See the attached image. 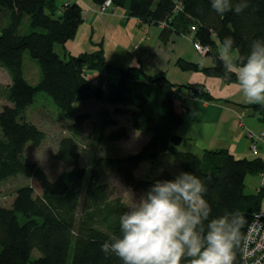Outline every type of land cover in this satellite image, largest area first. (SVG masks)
I'll use <instances>...</instances> for the list:
<instances>
[{"label": "trees", "instance_id": "16d2710c", "mask_svg": "<svg viewBox=\"0 0 264 264\" xmlns=\"http://www.w3.org/2000/svg\"><path fill=\"white\" fill-rule=\"evenodd\" d=\"M108 1L113 10L126 9L128 18L137 19L140 28H161L165 44L174 35H191L195 44L209 48L205 57H212L211 66L179 59L176 66L183 72L235 83V75L223 70L218 47L232 37L234 49L247 55L253 40L264 39V0H248L242 13L223 16L212 10L210 0H93L98 7ZM84 14L78 2L60 9L56 0H0V67L11 77L9 104L0 112V184L24 177L36 180L42 189L36 196L32 186L21 187L11 207L0 206V264H122L115 256L106 259L100 247L110 236L120 234L119 216L128 208L114 198L112 186L102 182L98 166H81L77 138L84 135L91 119L89 114L75 116L76 104L83 101L104 102L114 109L105 111L96 124L98 138L106 143L130 139L131 130L152 135L137 153L108 158L125 186L144 194L156 180L174 178L169 170L159 173L154 168L172 157L181 171L206 182L213 217L236 212L244 218L236 254V264H243L244 239L264 200V191L247 193L245 183L248 176L260 177L261 157L238 159L227 149H207L201 155L180 150L183 139L177 132L188 112L189 94L214 100L204 85H175L165 72L149 76L142 67H131L118 70L115 84L94 87L88 72L112 70L102 43L96 44L99 49L94 52L69 53L64 58L55 50L56 45L76 38ZM26 20L31 31L22 34ZM26 54L39 67L36 85L25 77ZM41 94L52 99L65 121H74L68 126L71 136L60 139L53 155L67 167L55 181L26 152L29 145L39 148L47 138L27 119L28 109ZM244 108L253 110L264 123V107ZM117 117H127L131 129ZM144 163L151 167L139 177ZM35 252L40 257L34 258Z\"/></svg>", "mask_w": 264, "mask_h": 264}, {"label": "rangeland", "instance_id": "374dc122", "mask_svg": "<svg viewBox=\"0 0 264 264\" xmlns=\"http://www.w3.org/2000/svg\"><path fill=\"white\" fill-rule=\"evenodd\" d=\"M67 1L70 0H56V5L61 9L64 5H66ZM85 1V4H94L92 3L93 0ZM119 10L118 13L120 14L123 9ZM102 17L106 18L108 17V14ZM116 26H119V28ZM21 29L22 34H27L31 31L30 24L27 20L23 23ZM89 29L90 32H88ZM89 29L87 30L85 25H82L75 39L70 40L66 45L55 46L56 52L62 58L65 57V52L68 54L71 52L73 53L72 55L77 56L82 52L90 53L96 51L99 49V46L96 44L102 43L106 53V62L111 63L116 56L127 60L130 59L133 54H136L133 52V49L139 48V51L144 52V50L147 48V46L143 44H138V38L135 41L130 40L123 26L121 27L119 25V20L115 24L108 26L106 29L104 28L103 24L97 25V28H94L93 30L91 28ZM147 29V32H145V29L142 30V34L144 36L150 34L151 38L156 36L154 39H158V44H153L151 46L152 48L157 49L160 45L162 48H168L170 52L173 50V48H175L178 58L181 56L186 61L192 63H201L207 67L212 65V57H205L207 55L202 56L199 54L197 44L193 42L191 35H174L173 38H171V41L165 44L159 38L161 28L147 27ZM120 46H123V49H119ZM177 56H175L173 60L169 62L170 64L168 66V79H171L173 83H175V79H180V85H185L184 83H188L187 81L194 83L191 82L192 80L188 79L193 77L200 78L204 76L202 73H186L181 71L175 65V62L178 60ZM24 72L25 77L30 84L36 85L39 82L40 72L38 64L35 60L31 59L28 54L24 56ZM89 73H92L89 76V79L94 87L106 88L109 84L111 85L117 82V71L110 72L109 78L105 79L108 82H103V78L100 76V73L96 71H90L88 74ZM211 82L213 84V95L215 97L222 98L232 96V98H229V100L234 104L229 105V107L226 105L227 107L225 108L226 113L224 115V121L227 122L228 126L232 127V129H235L236 127V135L239 139V142H241V147L243 143V147L251 148L252 140L249 137L250 133L256 138H260V136L264 133V123L259 122L258 118L253 115V111L251 109L244 108V106L249 104H246L243 101L242 96L235 88V83L224 87L223 85H220V81L218 79H213ZM10 84L11 77L9 73L0 67V112L6 105L9 104L7 100V89ZM200 100L209 102L208 100L201 99L198 96L192 98L191 101ZM113 110L114 109L111 106H108L104 102L98 101H83L76 104L75 116L80 114H89L91 117L90 121H88L85 125L84 135L77 138V140L82 156L81 166H98L104 180L102 182L110 183L114 191V198H120L128 208L133 202V199H138L143 194L134 192L132 189L125 186V184L117 175L115 169L112 168L110 164L108 165V158H121L129 154L137 153L152 135L131 130V137L128 140L113 144L102 141L98 138V133H96V124L100 122L101 116L105 111H109L111 113ZM236 113L238 116H236ZM117 118L121 119L123 125L129 127L131 126V123L127 117ZM27 119L29 122L36 125L40 130L44 131L47 135V138L41 147L37 148L32 145L28 146L26 151L27 156L31 161L37 163L47 173L51 181H55L59 175L67 169V167L65 164L55 160L53 155L57 151L60 139L71 136L68 131V126L74 121L72 119L65 121L62 117L61 111L53 103L52 99L46 94H41L38 96L36 103L28 109ZM240 123L241 126L238 127V124ZM259 146L261 148L260 155H263L264 142H260ZM184 148L185 145L184 147L180 146V150ZM149 167H151L149 163L142 164V167L137 172V175L139 177H143V175H145L148 171ZM154 168H156L159 173H161L163 170H169L174 177L179 172H181L178 163L172 157H170V159H166L164 163L162 160L159 163L157 162L154 165ZM260 183L261 179L259 176H248L245 183L247 193H255L260 188ZM24 186H32L35 190L36 196H40L42 194V189L36 180L17 177L0 184V205L8 208L11 207L17 191ZM38 257H40V253L35 252L34 258Z\"/></svg>", "mask_w": 264, "mask_h": 264}, {"label": "clouds", "instance_id": "9594fccd", "mask_svg": "<svg viewBox=\"0 0 264 264\" xmlns=\"http://www.w3.org/2000/svg\"><path fill=\"white\" fill-rule=\"evenodd\" d=\"M220 16L242 13L248 0H210ZM225 74L249 105L264 107V39L253 40L247 55L234 49L232 37L218 47ZM206 182L192 172L156 180L119 216V235L100 247L107 259L122 264H236L244 218L236 212L212 216Z\"/></svg>", "mask_w": 264, "mask_h": 264}, {"label": "crops", "instance_id": "0c3cea01", "mask_svg": "<svg viewBox=\"0 0 264 264\" xmlns=\"http://www.w3.org/2000/svg\"><path fill=\"white\" fill-rule=\"evenodd\" d=\"M73 2H78L83 6L85 14H84V22L82 25H85L87 30L89 28L93 30L94 28H97V25L99 24H103L104 28L106 29L108 26L115 24L119 20V25L121 27L123 26L130 40L135 41L138 38L139 40L138 44L140 45L143 44L147 46L144 52L139 51L140 50L139 48L133 49V52H135L136 54L135 55L133 54L130 59L124 60L121 57L116 56L111 63H108V65H110L112 68L110 72L112 71L118 72L117 73L118 77H116L117 80L119 79L118 70L128 69L131 67H142L144 72L149 76H155L159 73L165 72L168 78V72H169L168 66L170 64L169 62H171L173 58L177 56L175 48L172 47L173 50L171 52L168 48H162V46L160 45L157 49L152 48L151 46L153 44H158V39H154L156 36L154 38H151L150 34L144 36L142 34V30L144 29L146 30L147 27L144 26L140 28L139 21L137 19L128 18L126 9H123L120 14L118 13L119 9H114L111 14H108V17L103 18L102 16L97 15L96 12L99 10V7L96 6L95 4L92 5H89L90 3L85 4L86 2L85 0H70L67 1L66 4ZM92 3L94 2L92 1ZM116 27L119 28V26ZM88 32H90V29ZM119 49H123V46H120ZM67 54L68 53L65 52V55ZM70 54L73 53L70 52ZM179 59H183V58L180 56L178 60ZM110 72L100 73V76L103 78V82L107 81L105 79L109 78ZM91 74L92 73L89 74L87 73L88 79ZM203 75L204 76L200 78L197 76L198 78L193 77L188 79V80H192L191 82L194 83H190L189 81H187L188 83H184V84L204 85L206 91L210 93V95L214 98V100L209 102H205L203 100L202 101L189 100L188 112L185 114L184 124L178 129L177 132L178 136L183 139L182 146L184 147L185 145V148L182 150L201 155L203 151L207 149H227L238 159L251 158L250 148L243 147V143L241 147V142H239V139L236 135V127L235 129L234 128L232 129V127L228 126V123L224 121V115L226 113L225 108L227 107L226 105H228L229 107V105L234 104L229 100V98H232V96L219 98L213 95L214 88L211 82L213 79H218L220 81L219 82L220 85H223L224 87L229 86L230 84L233 83H229L225 79L210 78L207 77L205 74ZM171 82L173 83V81ZM174 82L175 83L173 84L180 85L179 82L181 81L180 79H175ZM180 86H184V85H180ZM236 116H238L237 113ZM119 120L122 124L121 119ZM240 126L241 123L238 124V127ZM129 128L131 129V126Z\"/></svg>", "mask_w": 264, "mask_h": 264}, {"label": "built area", "instance_id": "2783aa9c", "mask_svg": "<svg viewBox=\"0 0 264 264\" xmlns=\"http://www.w3.org/2000/svg\"><path fill=\"white\" fill-rule=\"evenodd\" d=\"M113 10V5L111 1L105 3V5L100 6L97 11L98 15L109 14ZM147 32V29L146 31ZM198 52L202 56L207 55L209 48L197 45ZM189 98L196 97L193 93L189 94ZM250 139L252 140L251 145V155L253 157H261L263 162V170L260 173V190L264 191V154L260 155V142H264V133L260 138H256L250 133ZM243 264H264V200L262 202L261 209L256 215L251 225L248 228L247 234L244 239L243 244Z\"/></svg>", "mask_w": 264, "mask_h": 264}]
</instances>
